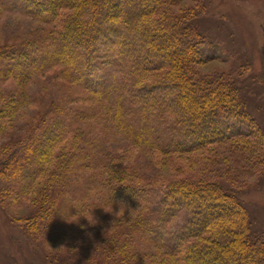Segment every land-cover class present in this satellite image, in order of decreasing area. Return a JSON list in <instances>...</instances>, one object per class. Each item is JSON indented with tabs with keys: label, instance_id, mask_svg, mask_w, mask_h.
Listing matches in <instances>:
<instances>
[{
	"label": "trees",
	"instance_id": "obj_1",
	"mask_svg": "<svg viewBox=\"0 0 264 264\" xmlns=\"http://www.w3.org/2000/svg\"><path fill=\"white\" fill-rule=\"evenodd\" d=\"M9 1L0 19L44 25L0 42V199H33L24 231L96 264H264V210L239 202L264 122L253 88L197 70L207 2Z\"/></svg>",
	"mask_w": 264,
	"mask_h": 264
},
{
	"label": "rangeland",
	"instance_id": "obj_2",
	"mask_svg": "<svg viewBox=\"0 0 264 264\" xmlns=\"http://www.w3.org/2000/svg\"><path fill=\"white\" fill-rule=\"evenodd\" d=\"M6 1L12 5L11 1ZM204 1L207 4L206 10H201V32L208 41L202 50L205 62L197 70L208 76L232 74L246 86L257 89L256 96L252 95L253 89L250 91L254 103L258 104V107H251L252 116L263 125L264 0H182L174 6V11L181 12ZM9 12L0 19V42L9 35L23 36L38 26L44 27L34 19L23 16L21 11ZM239 72L241 76L237 75ZM239 124L236 127L247 132L245 134L249 135L248 132L253 131L252 126L246 125L245 121ZM246 180L249 185L239 196V202L249 206V212L253 211V206L259 212L264 210V169L261 173L247 176ZM4 185L0 179V187ZM8 200L0 199V264H96V261L86 258L91 256L90 252L84 256L74 251L65 257L67 250L62 244H47L41 235L35 238L27 234L20 220L30 214L33 199H21L18 202ZM219 213L235 216L236 211L234 208L219 209L216 214ZM258 225L264 230V222L255 227ZM56 256L60 260L55 259Z\"/></svg>",
	"mask_w": 264,
	"mask_h": 264
},
{
	"label": "clouds",
	"instance_id": "obj_3",
	"mask_svg": "<svg viewBox=\"0 0 264 264\" xmlns=\"http://www.w3.org/2000/svg\"><path fill=\"white\" fill-rule=\"evenodd\" d=\"M112 195V194H111ZM111 197V196H110ZM108 197V202L105 203L102 207H90L84 201H74L73 205L70 209H75V215H70V209L68 210V218L72 219L74 223H78L80 218H84L87 220L88 225H96L97 219L93 215V210L100 208L103 209L106 213H112V201ZM106 209H110V211H106Z\"/></svg>",
	"mask_w": 264,
	"mask_h": 264
}]
</instances>
